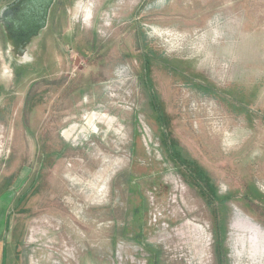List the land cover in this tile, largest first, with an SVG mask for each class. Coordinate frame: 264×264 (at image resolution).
I'll list each match as a JSON object with an SVG mask.
<instances>
[{
    "label": "rangeland",
    "instance_id": "obj_1",
    "mask_svg": "<svg viewBox=\"0 0 264 264\" xmlns=\"http://www.w3.org/2000/svg\"><path fill=\"white\" fill-rule=\"evenodd\" d=\"M47 24L26 64L0 26V264H264V0Z\"/></svg>",
    "mask_w": 264,
    "mask_h": 264
},
{
    "label": "water",
    "instance_id": "obj_2",
    "mask_svg": "<svg viewBox=\"0 0 264 264\" xmlns=\"http://www.w3.org/2000/svg\"><path fill=\"white\" fill-rule=\"evenodd\" d=\"M54 2L55 0H15L0 9V26L4 34L13 38L22 37L24 41L14 46L8 43L7 46L8 54L18 64L30 62V48L46 29ZM16 4L18 5L12 9Z\"/></svg>",
    "mask_w": 264,
    "mask_h": 264
},
{
    "label": "flooded vegetation",
    "instance_id": "obj_3",
    "mask_svg": "<svg viewBox=\"0 0 264 264\" xmlns=\"http://www.w3.org/2000/svg\"><path fill=\"white\" fill-rule=\"evenodd\" d=\"M18 4H16L15 6H13L12 7V9H14L16 6H17ZM48 18H49V16H48ZM5 35V34H4ZM5 38H6V40H8L9 41V43L11 44V45H18L19 43H23L24 41H23V39H22V37H16V38H13V36H7V35H5ZM26 41H29V40H26Z\"/></svg>",
    "mask_w": 264,
    "mask_h": 264
},
{
    "label": "crops",
    "instance_id": "obj_4",
    "mask_svg": "<svg viewBox=\"0 0 264 264\" xmlns=\"http://www.w3.org/2000/svg\"><path fill=\"white\" fill-rule=\"evenodd\" d=\"M48 25V24H47ZM47 28V27H46ZM33 45V44H32Z\"/></svg>",
    "mask_w": 264,
    "mask_h": 264
}]
</instances>
